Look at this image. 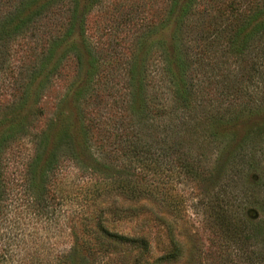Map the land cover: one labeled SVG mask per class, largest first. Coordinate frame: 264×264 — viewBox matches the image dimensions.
I'll use <instances>...</instances> for the list:
<instances>
[{"label":"rangeland","instance_id":"rangeland-1","mask_svg":"<svg viewBox=\"0 0 264 264\" xmlns=\"http://www.w3.org/2000/svg\"><path fill=\"white\" fill-rule=\"evenodd\" d=\"M5 5L0 0V169L10 192L0 204L1 226L28 235L23 246L30 264H264V230L256 240L252 229V221L264 229L262 84L242 81L232 97L208 93L226 120L238 116L236 136L200 119L164 153L157 44L162 0H80L77 31L67 34L64 26L56 32L42 19L18 37L3 30ZM52 35L60 37L61 60L49 72ZM140 81L143 93L134 103ZM122 126L135 129L154 161H166L134 162L118 141L126 139ZM60 129H71V139L59 140ZM79 130L91 141L84 150ZM42 133L49 139L41 163L30 165L28 186L22 179ZM113 137L116 148L104 145ZM27 194L30 206L22 200ZM225 198L231 214L242 212L247 220L239 241L218 240L206 222L207 205ZM128 206L137 217L129 216ZM168 219L177 221L173 242ZM116 234L146 242L108 236ZM21 263L23 257L15 264Z\"/></svg>","mask_w":264,"mask_h":264},{"label":"trees","instance_id":"trees-1","mask_svg":"<svg viewBox=\"0 0 264 264\" xmlns=\"http://www.w3.org/2000/svg\"><path fill=\"white\" fill-rule=\"evenodd\" d=\"M5 6L6 11L3 14L8 25L3 27V30L10 31L15 37L25 32L30 24L42 19L52 23L56 32L58 28L64 26H67L65 31L67 34L78 29L80 0H6ZM161 9L162 32L157 43L159 72L164 85V91L160 92L163 102L158 112L161 118L160 131L164 134L160 142L161 149L165 153L171 149L170 143L178 145V139L195 130L200 119L211 120L215 123L214 129H224L227 126L236 136L241 127L238 116L232 114V117L226 120L218 107H212L206 97L214 90L215 93L218 92L215 97L225 95L232 97L239 92L242 81L255 86L256 80L262 84L264 93V0H162ZM56 38V35H52L47 43L45 61L50 66L49 72H52L61 60L57 53L60 37ZM142 93L143 84L140 81L134 89L132 102H137L135 97ZM144 111L147 115L152 112L149 105L144 107ZM258 113L261 118L259 124H264V118L260 117L262 112ZM123 127L120 130L125 133L126 139L118 141L120 146L132 151L134 162L138 165L149 163L158 165L166 161V157L160 159L161 161H154L149 146L142 144L135 129ZM252 130L249 129L246 133V141ZM80 132L79 130V136ZM70 133L71 129H60L57 135L59 140L62 138L70 140ZM86 137L83 132L81 141H77L81 150L90 146L91 141ZM48 139L47 133L37 136L35 156L31 164L29 162L26 166L25 177L22 180L30 178V165L41 163ZM102 143L104 142L100 144ZM115 143L117 140L113 137L108 138L104 145L116 148ZM179 143H182V140H179ZM54 159L55 156L50 161ZM3 173L4 171L0 169V204L10 192L7 191L8 177ZM29 183L30 179L28 186ZM28 186L24 187L26 192H29ZM23 198L24 206H30L29 194ZM126 210L131 218L138 216L135 215V207L128 206ZM205 213L206 222L214 237L220 241H239L240 231L247 220L242 212L238 217L237 213L236 217L234 216L235 211L231 214L229 200L225 198L210 202ZM3 217L4 212L0 210V264H15L22 257L23 264H30V253H26L23 246L28 235L12 228L2 229L1 224L6 222ZM164 222L165 230L170 236L169 241L173 242V231L177 221L168 219ZM259 223L253 224L252 221L253 238L256 240L264 230L257 229ZM100 231L108 234L105 230ZM108 236L122 242L129 240L138 241L140 244L146 242L142 236L133 238L117 234ZM78 240L74 237L75 245Z\"/></svg>","mask_w":264,"mask_h":264}]
</instances>
